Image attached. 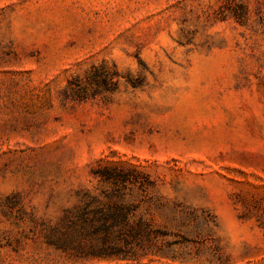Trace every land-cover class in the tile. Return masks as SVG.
Segmentation results:
<instances>
[{
    "label": "rangeland",
    "instance_id": "obj_1",
    "mask_svg": "<svg viewBox=\"0 0 264 264\" xmlns=\"http://www.w3.org/2000/svg\"><path fill=\"white\" fill-rule=\"evenodd\" d=\"M0 264H264V0H0Z\"/></svg>",
    "mask_w": 264,
    "mask_h": 264
},
{
    "label": "trees",
    "instance_id": "obj_2",
    "mask_svg": "<svg viewBox=\"0 0 264 264\" xmlns=\"http://www.w3.org/2000/svg\"><path fill=\"white\" fill-rule=\"evenodd\" d=\"M132 215L133 209L121 204H114L109 208H97L94 211L84 208L76 215V219L69 222L70 224L63 231L62 238H59L57 245L64 249H74L76 253L84 256L94 255L105 259L135 260L137 259L135 250H127L131 242L127 238L126 232L128 230L129 233L136 236L142 230L127 228ZM115 228H118L117 237H112ZM96 240L100 245L94 248L92 243ZM116 240L125 245L115 247ZM88 244H91V250H85V246Z\"/></svg>",
    "mask_w": 264,
    "mask_h": 264
}]
</instances>
